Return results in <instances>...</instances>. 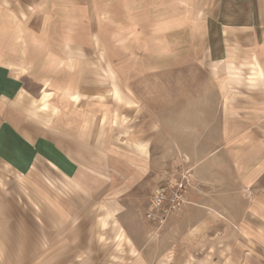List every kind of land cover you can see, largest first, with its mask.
<instances>
[{
  "label": "crops",
  "instance_id": "1",
  "mask_svg": "<svg viewBox=\"0 0 264 264\" xmlns=\"http://www.w3.org/2000/svg\"><path fill=\"white\" fill-rule=\"evenodd\" d=\"M185 71L166 115L148 77ZM187 169L186 203L147 219ZM5 172L44 239L10 221ZM85 214L124 246L110 262L264 264V0H0V264H95Z\"/></svg>",
  "mask_w": 264,
  "mask_h": 264
},
{
  "label": "rangeland",
  "instance_id": "2",
  "mask_svg": "<svg viewBox=\"0 0 264 264\" xmlns=\"http://www.w3.org/2000/svg\"><path fill=\"white\" fill-rule=\"evenodd\" d=\"M185 35L184 39L186 41H189V36H188V32H183L182 36ZM183 40V38H182ZM196 40V39H195ZM194 40V41H195ZM172 42V41H170ZM150 56V61H155V55H149ZM165 57V61H172L173 60V55L172 54H168L166 53L164 55ZM189 71H185V75L180 76V73H166L164 75V77L161 79V77H159V82L157 81V76L156 74H150L149 75V79H148V86H147V92L151 97V99L153 100L152 104L155 106H157L158 101L157 98H161V100L165 99V106L162 107L161 110L165 111L166 115H169L168 111H171L173 109V102H172V97L173 95H175L176 99H179L181 97H183V93L184 90L187 92L189 87L185 86L183 81V77H188ZM196 77L198 78V81L201 79L202 81L205 80V75L203 74V72L201 71H197V75ZM160 80H163L160 81ZM184 81H188V80H184ZM163 83V84H162ZM196 94L198 96H204V95H210L213 92V88L212 87H206V86H197L196 89ZM146 92V91H145ZM212 96V95H211ZM176 103L175 106L177 108V110L182 109L184 106H186L188 103L187 102H181L179 101H175ZM162 103V102H159ZM192 104H194L198 109H206L208 107H212L214 105H216L215 102H208V101H197V102H193ZM164 105V103H163ZM155 106V108H156ZM175 108V107H174ZM166 121H173L174 119L169 118L168 116L165 119ZM176 120L179 121V118H177ZM5 178H4V185H3V191L5 192L6 196L4 198L5 203L10 204V206H14L16 207V211H18L17 213H15V215L13 216L12 219H10V221L14 220L13 224L14 227H21L20 233H21V237L23 238L22 234H25L26 236L25 239H27L28 234L30 233L32 235V238H36V237H41L40 239H44L45 235L44 234V230L42 229H38V228H31L30 224L33 222H43L45 219L42 218L41 214H39L38 209L35 207V202L33 201L32 198H30V196L24 191V189L20 186L19 181L14 179L12 177V175L9 174V172H5ZM99 215H101V213H98ZM41 216V217H40ZM96 214H85V222L88 223L90 222L89 227L92 228L90 230H86V233L89 234V238L87 239V241L89 243H95L94 250H98L97 248H100L101 250V254L99 256V261L95 262V264H127L125 261H117L116 263L114 262H110L109 256L110 254H121V253H126L124 250V246L123 245H118V241H113V237L109 238L108 237V230L105 229H100L99 225H97V220L95 221L96 218ZM96 224L93 226L92 223ZM94 229V231H93ZM7 231V230H6ZM17 231V230H16ZM19 233V232H17ZM94 233V234H93ZM42 234V235H41ZM93 234V235H92ZM30 235V236H31ZM97 238H100L101 242L100 245L97 246L95 240ZM109 238V239H108ZM117 239L120 241H125L128 239L126 238V236L124 235V232L122 231V229L119 228L118 233H117ZM6 248V247H4Z\"/></svg>",
  "mask_w": 264,
  "mask_h": 264
},
{
  "label": "built area",
  "instance_id": "3",
  "mask_svg": "<svg viewBox=\"0 0 264 264\" xmlns=\"http://www.w3.org/2000/svg\"><path fill=\"white\" fill-rule=\"evenodd\" d=\"M190 185L189 169L161 175L153 188L145 217L163 223L169 214L186 203Z\"/></svg>",
  "mask_w": 264,
  "mask_h": 264
}]
</instances>
